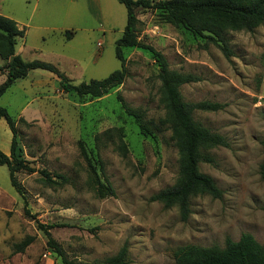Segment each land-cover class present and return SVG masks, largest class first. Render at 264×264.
<instances>
[{
	"label": "rangeland",
	"instance_id": "1",
	"mask_svg": "<svg viewBox=\"0 0 264 264\" xmlns=\"http://www.w3.org/2000/svg\"><path fill=\"white\" fill-rule=\"evenodd\" d=\"M135 13L138 39L159 50L169 68L198 77L180 86L183 99L222 104L193 112L228 142L207 149L212 161L198 164L221 197L192 196L186 220L176 205L151 199L177 180L179 153L168 128L142 133L118 99L142 110L145 121L158 123L164 116L159 68L148 50L123 47L127 75L98 97L64 92L55 73L34 68L0 95V106L17 119L16 155L35 169L16 172L22 198L7 166L0 165V264H63L47 248L39 223L52 225L49 231L67 258L82 263L102 261L124 244L130 264H175L173 252L185 244L222 247L243 232L264 242V22L226 31V56L206 37L164 21L158 9L139 5ZM0 14L25 28L15 45L16 51L25 44L18 53L24 60L49 62L74 84L120 68L114 41L126 11L118 0H0ZM5 75L1 67L0 83ZM118 133L125 153L115 147ZM11 137L0 117V150L6 154ZM41 170L60 182L45 183ZM96 178L114 194L97 196L89 185ZM26 235L33 240L14 251Z\"/></svg>",
	"mask_w": 264,
	"mask_h": 264
},
{
	"label": "trees",
	"instance_id": "2",
	"mask_svg": "<svg viewBox=\"0 0 264 264\" xmlns=\"http://www.w3.org/2000/svg\"><path fill=\"white\" fill-rule=\"evenodd\" d=\"M125 6L126 22L121 35L114 41V54L120 61V68L111 71L100 79H89L77 84L72 83L53 64L42 60H24L15 51L16 40L24 36V28H19L12 18L0 14V58L4 60L1 67L6 68L4 80L0 83V95L18 78L25 77L29 70L41 68L55 73L60 79V87L64 92H73L77 95L98 97L105 94L112 87L123 82L127 75L126 59L123 47H139L148 50L154 57L159 68L160 101L165 109L164 116L158 123L152 120L145 121L144 113L133 108L118 96L122 108L139 123L142 133L162 130V126L170 130L171 138L179 153L178 178L175 183L151 196L152 200L160 201L165 207L176 205L182 220H186L190 213V199L196 194H209L212 197H221L222 190L212 178L198 170L200 161H212L207 149L228 145L225 137L194 119L195 110L215 111L222 107L219 102L209 100H184L180 86L198 80V77L188 73L171 69L164 55L151 44L138 39V18L136 6L158 9L164 21L182 26L194 35L204 36L216 44L223 53L230 54L225 38L228 30H252L264 22V0H158L151 3L149 0H118ZM67 37V36H66ZM0 117H3L12 133L10 150L6 154L0 150V165H6L9 171L11 185L24 198V192L16 177V172L25 170L34 171L29 161L16 155V122L6 110L0 106ZM18 120L26 122L23 117ZM99 138V135L96 136ZM116 149L125 153L127 148L121 135L117 134ZM88 167L95 174L90 160ZM260 176L264 178V160L259 166ZM43 180L47 184H58L60 181L41 170ZM56 177L64 181L63 175L56 173ZM95 194L99 197L113 195L110 184H105L96 178L91 180ZM264 208V206H263ZM52 225L38 224V228L46 236V246L52 250L63 264H130L127 259L126 245H122L118 252L102 261L89 263L69 260L62 248L52 237L49 228ZM33 240V236L26 235L21 241L14 244V251L20 252ZM175 264H264V242H258L252 234L243 232L237 240L226 238L222 247L212 245L208 247L196 244L178 246L173 252Z\"/></svg>",
	"mask_w": 264,
	"mask_h": 264
},
{
	"label": "crops",
	"instance_id": "3",
	"mask_svg": "<svg viewBox=\"0 0 264 264\" xmlns=\"http://www.w3.org/2000/svg\"><path fill=\"white\" fill-rule=\"evenodd\" d=\"M16 23H17V22H16ZM17 26H18L19 28H22L20 25H18V23H17ZM24 35H25V28H24ZM19 48H21L22 50H24V49H25V44L20 45ZM19 48L16 49V52H17V53H20V49H19Z\"/></svg>",
	"mask_w": 264,
	"mask_h": 264
}]
</instances>
